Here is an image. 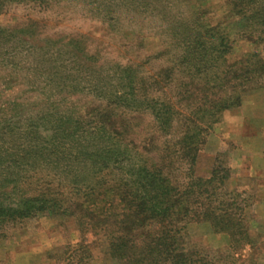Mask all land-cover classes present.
<instances>
[{"label": "trees", "instance_id": "1", "mask_svg": "<svg viewBox=\"0 0 264 264\" xmlns=\"http://www.w3.org/2000/svg\"><path fill=\"white\" fill-rule=\"evenodd\" d=\"M101 1L108 6V0ZM114 1L137 13L155 10L166 30L189 31L184 52L159 73L166 82L142 76L143 64H115L104 74L94 66L83 89L99 99L98 105L78 115L47 107L28 114L25 125L4 117L0 141L10 147L0 153V229L45 212L73 215L100 203L102 219L113 227L108 251L114 258L124 264H198L184 245L188 224L207 221L217 232L234 231L241 226L236 218L241 196L216 204L229 176H220L216 166L210 177H197L194 165L206 131L225 111L239 107L252 78L264 74V58L256 51L230 62L228 36L210 24L202 34L193 22L172 13L170 0ZM228 6L239 17L240 34L264 44V0H229ZM60 54H46L57 75L64 60ZM191 69V83H182L187 88L175 100L166 84ZM73 81L81 86L78 78ZM161 89L164 95L158 94ZM130 112L153 117L162 140L153 135L144 147L157 149L155 156L145 157L137 144L127 142L126 122L119 129L116 119Z\"/></svg>", "mask_w": 264, "mask_h": 264}, {"label": "rangeland", "instance_id": "2", "mask_svg": "<svg viewBox=\"0 0 264 264\" xmlns=\"http://www.w3.org/2000/svg\"><path fill=\"white\" fill-rule=\"evenodd\" d=\"M170 1L172 13L181 20L193 22L202 34L210 24L228 36L230 62L256 51L264 58V44H255L240 34V20L230 14L229 0ZM101 2L0 0V26L15 29L3 40L7 48L0 44V53L7 57H0L3 61L0 63V134L4 117L14 124L25 125L27 115L35 114L33 110L68 108L78 115L80 109L85 111L98 105L99 99L83 89L94 75V66L104 74L115 64H143L142 76L159 77L166 82L165 75H158L162 69L175 65L176 58L184 52L183 38L189 31L166 30L164 21L154 16L152 9L137 13L114 0H108V6ZM26 30L35 36L27 35ZM35 45L59 51L60 58L64 59L49 89L28 80L29 61L19 56L21 51L26 52ZM9 51L13 52L12 57L8 56ZM50 68L44 69V79L51 73ZM191 73L192 69L185 74L176 73L173 82L166 84L167 93L178 98L187 88L182 83H191ZM77 78L82 82L80 87L73 83ZM252 79L253 85L243 93L240 106L225 111L221 120L206 131L194 165L197 177H210L216 166L220 168V176H229L225 188L217 194L216 204L231 202L235 194L241 196L237 198L236 213L241 226L234 231L217 232L207 221L195 220L188 224L183 241L198 264H264V226L255 224L253 215L258 196H264V192H258L264 185V176L254 171L264 168V74ZM148 91L156 92L152 88ZM140 92L147 91L142 88ZM158 92L164 95L162 89ZM116 120L120 121L121 129L122 121L126 122L127 142L137 144L145 157L155 156L157 149L145 148L151 136H160L149 113L130 112ZM9 147L2 146L0 141V153ZM12 147L17 146L12 144ZM100 206L103 205L98 203L91 210H75L73 215L45 212L7 224L0 229V264H92L94 256L101 257L105 264H124L108 251L113 227L102 219L104 208L101 210ZM251 239L253 247L247 244Z\"/></svg>", "mask_w": 264, "mask_h": 264}, {"label": "crops", "instance_id": "3", "mask_svg": "<svg viewBox=\"0 0 264 264\" xmlns=\"http://www.w3.org/2000/svg\"><path fill=\"white\" fill-rule=\"evenodd\" d=\"M0 29H1V32H0V44L3 43V40H6L5 38L9 35L11 36L15 31V29L13 28V26H0ZM29 31V30H28ZM25 33H29L27 35L29 36H35V34H33V32H27V30L25 31ZM5 48H7V44L6 42L2 44ZM42 46H31L30 49H26L25 51L26 52H22L19 54L22 55V57L26 58L27 62L29 61V72L30 75V79H28L30 82L34 81V82H39L40 85L42 86V88L44 89H49V85H52V82L50 80L53 81V77H57L55 76L56 74L54 73V69H52V66H50L52 69L51 73L47 75V78L44 79L45 75H44V72L46 71L47 69V66H49L48 62L46 61V59L48 58L47 57V53L49 54L50 51L52 50H47L48 52L44 53V50L43 52H40V48ZM55 53V51H52ZM23 53V54H22ZM8 56L9 57H12L13 56V52L9 51L8 52ZM5 59H7V57H4ZM3 62V61H0V63ZM45 69V71H44ZM41 73H43L41 75ZM55 74V75H54ZM41 75V76H40ZM43 76V77H42ZM44 79V80H43ZM45 85L44 84V82ZM51 82V83H50ZM35 111L34 113H37V112H40L41 109H37V110H33ZM254 140L256 141L257 138H254ZM259 154V153H258ZM254 171H256V174H259L261 176H264V168L261 169V168H255ZM212 172V171H211ZM261 189H264V185L261 186ZM258 190V192L262 191L264 192V190ZM261 193V192H260ZM259 199L256 200V206H255V210L253 211V215L255 216L256 219H254V223L257 224V225H262L264 226V196H262L261 194L258 196ZM49 214H52V213H49ZM52 215H57V214H52ZM247 238L249 239V236L247 235ZM252 240V239H251ZM249 241L247 242L250 243L251 247L255 246V244H253V240L252 241ZM262 240L264 241V236H262ZM250 248V247H249ZM93 259H95L92 264H105L104 261H101V257L99 256H94ZM100 259V260H99Z\"/></svg>", "mask_w": 264, "mask_h": 264}]
</instances>
